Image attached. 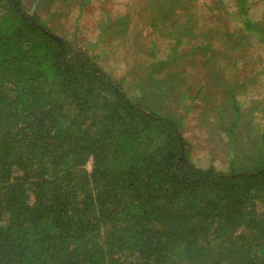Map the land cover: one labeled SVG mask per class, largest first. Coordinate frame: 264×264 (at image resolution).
I'll return each mask as SVG.
<instances>
[{
    "label": "trees",
    "instance_id": "obj_1",
    "mask_svg": "<svg viewBox=\"0 0 264 264\" xmlns=\"http://www.w3.org/2000/svg\"><path fill=\"white\" fill-rule=\"evenodd\" d=\"M43 1L55 0H0V264H264V93L247 96L262 70L238 74L264 13L215 0V28L189 10L197 0H141L150 30L174 9L185 19L148 44L136 34L144 56L116 78L44 22ZM117 20L107 37L128 41L135 18ZM200 50L213 80L193 88ZM199 98L201 140L221 130L225 164L194 158L185 126Z\"/></svg>",
    "mask_w": 264,
    "mask_h": 264
},
{
    "label": "rangeland",
    "instance_id": "obj_2",
    "mask_svg": "<svg viewBox=\"0 0 264 264\" xmlns=\"http://www.w3.org/2000/svg\"><path fill=\"white\" fill-rule=\"evenodd\" d=\"M31 1L34 0H27V4L31 3ZM84 1L85 2L81 4L82 0H69V2L68 0H55L48 6L46 5V2L43 1L44 3H42L38 9L40 11L41 18L44 19V22L47 23V25H49L52 30H57L67 38H74L77 43L86 46L87 50L94 55H97L100 63L104 66V68H106V70L116 78H120L121 74L124 73L125 69H127L130 64H132L136 60L143 58L144 56V53H141L139 51V48L141 47L138 44L139 40L137 39L136 43H134L135 41L132 40V38L136 34L141 33L142 36H145V42L148 44L151 38H157L158 40H160L161 36L158 32L162 30V26L166 24L169 25L170 22L181 17V21L185 19V15L181 16L184 12L179 14L180 10L174 9L168 16L167 20H165L166 23L164 21H158V27L156 28V31H153L152 27L150 30V27L149 25H147L145 18L142 20L140 19V17L136 18V16H138V12L137 10H135V8L137 4H140L141 0ZM231 1L232 4H228L229 11H233L235 9L237 11L235 4H233L234 0ZM247 1L248 16L252 20L260 19L262 17V14L264 13V0ZM196 2H199L200 7H196L194 4H190L189 6H191V8H189V10L194 11L197 16L203 14V24L205 23L215 28L226 26V19L218 21V15H225L222 13V11L219 12L220 14H216L213 12L212 15L205 11L209 10L208 7L214 8L217 6L216 4H214L215 0H197ZM167 7L168 6H163L162 8L166 9ZM129 12H131V17L135 18L129 28V40L126 41V38H124V36L121 37V33H119L120 31H117L115 33L116 35L114 34L112 38L107 37L108 31H111L114 28H118L120 26V22H118L117 19L120 18L121 20V15H125ZM51 13L55 14L52 15ZM228 18L230 17L228 16ZM241 18L242 16H240V18L230 20L229 27L233 28L234 25H236L237 27V24L239 23V21H241ZM245 32L250 34L252 43H255L256 45H254L252 50L249 51L251 60L248 61V64L246 65H240L241 69H239L238 74H240L241 79H247V77L245 76L247 74L246 72H251L256 69L262 70L261 74L257 76V87L255 89L250 88L247 91V96L249 97L257 95V93H264V40H261V32L258 29H250ZM165 39L169 43V39ZM220 41L221 39H218L217 42L214 41L213 45L211 46L214 49L220 48ZM167 45L169 46L170 44ZM158 50L159 51H155V53L156 56L159 57L165 53L166 46H164V44H161L160 49ZM204 57L205 55H203L202 50L196 51L188 57L189 59L199 61V65H190V68L187 69L195 76V84L193 88H196L199 84L205 83L206 81L208 85L210 83V80H213V75L206 76L203 73L204 69H206L201 67V61H203ZM182 59L185 58L182 57ZM214 67L217 66L214 65ZM227 67L229 70L227 71V75L224 76V78L232 79L233 76H237V71L232 66V61L228 63ZM172 69H174V67ZM207 70L208 72H210L209 69ZM206 98H199L196 99V101L194 100L195 102L193 103L192 108L189 109L187 113L188 120L185 126V134L187 135V138L193 143L194 158L197 157L203 161L214 158V161L222 165L225 164V162H222L225 158V151L224 145L222 144V141L220 139L221 130H219L218 132L216 131L212 135L208 136V139L210 140H201V136L208 135L207 132L200 127L201 125H199L200 110H202V108H207L208 106V100H206ZM180 111L181 113H183L184 105H181ZM215 143H218V146H215Z\"/></svg>",
    "mask_w": 264,
    "mask_h": 264
}]
</instances>
